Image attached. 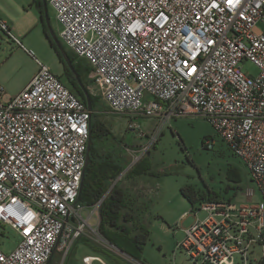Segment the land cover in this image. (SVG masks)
<instances>
[{"label":"built area","instance_id":"obj_1","mask_svg":"<svg viewBox=\"0 0 264 264\" xmlns=\"http://www.w3.org/2000/svg\"><path fill=\"white\" fill-rule=\"evenodd\" d=\"M47 1L63 42L91 68L92 109L40 60L19 93L0 86V224L19 236L11 251L0 247V264H50L89 227L99 234L102 200L87 208L78 198L100 105L154 118L151 137L174 118L206 117L247 165L260 200L201 202L208 215L195 213L177 247L191 264H252L258 246L254 261L264 264V0ZM0 29L22 45L1 18ZM247 60L257 75L244 71Z\"/></svg>","mask_w":264,"mask_h":264},{"label":"rangeland","instance_id":"obj_2","mask_svg":"<svg viewBox=\"0 0 264 264\" xmlns=\"http://www.w3.org/2000/svg\"><path fill=\"white\" fill-rule=\"evenodd\" d=\"M14 1L21 5L22 10H18L20 14L16 19L20 30L14 29L12 33L22 45L0 29V86L10 95L19 93L32 74L38 71L37 60L48 65L62 79L65 77L64 64L52 42L59 49L61 45L67 55L75 56L63 42V27L52 5L48 4L45 28L41 6L35 0H0V3L7 6ZM242 64L244 71L252 75L259 73L258 67L251 61ZM97 111H104L101 120L114 136L104 143L106 149L115 147L117 154L125 159L126 167L128 164H140L132 177L136 182L140 181L136 184L139 188L134 191L137 200L135 210L150 230V238L141 257L145 264H191L187 254L177 246L185 238V230L195 221V213L199 219H204L208 213L201 209V201L193 208L183 189L189 193L194 190L198 195L215 193L218 200L231 201L237 206L260 200L247 165L233 153L206 117L184 115L174 118L161 134L151 137L156 126L152 117L117 115L101 105ZM209 139H213L214 143L211 142L208 147L206 143ZM126 167L121 174L124 178L129 170ZM232 174L238 177V181L231 177ZM95 223L97 219L91 222L92 226ZM82 236L110 248L108 242L94 233L91 227ZM81 237L68 250L60 246L50 264H85L86 255L98 257L92 264H108ZM18 240V234L11 226L0 224V247L4 251L14 249ZM110 250L122 256L127 264H143L117 248ZM261 255V248L256 246L251 257L252 264H256L254 259H261ZM236 262L243 264L239 257H236Z\"/></svg>","mask_w":264,"mask_h":264},{"label":"trees","instance_id":"obj_3","mask_svg":"<svg viewBox=\"0 0 264 264\" xmlns=\"http://www.w3.org/2000/svg\"><path fill=\"white\" fill-rule=\"evenodd\" d=\"M35 3L41 6V13L46 28V13L44 6L42 7L43 2L35 0ZM52 44L64 64L65 77L63 81L66 84L68 83L67 86L85 100L78 81L85 87L89 84L91 68L88 62L85 59H77L74 55H68L75 70V72H72L65 62L61 50L53 42ZM60 47L63 50L61 45ZM100 116L101 113H98L93 108L90 153L78 201L85 207L92 208L102 200L99 208V234L109 244L129 258L145 264L141 261V257L143 248L149 241L150 230L147 223L139 218L135 210L136 205L133 197L126 194L117 184L112 187L113 182L124 171L126 164L125 159L114 150L115 147L113 149H109V147L106 149L107 147L104 146L109 137L113 138L114 136ZM139 166L140 164L134 165L130 169L129 174L133 176L132 174L138 171ZM231 177L238 181V177L235 174H232ZM183 194L191 202L193 208H196L195 205L198 201L203 202L205 200L216 199L209 194L198 195L194 190L189 193L183 189ZM85 242L94 252L100 254L108 264H127L124 258L113 253L110 250L111 248L93 243L90 239H86Z\"/></svg>","mask_w":264,"mask_h":264},{"label":"crops","instance_id":"obj_4","mask_svg":"<svg viewBox=\"0 0 264 264\" xmlns=\"http://www.w3.org/2000/svg\"><path fill=\"white\" fill-rule=\"evenodd\" d=\"M18 10H22L21 9V5L18 4L17 2H15V1L14 2H9V4L7 6H5V4H3V3H0V18L5 20L9 24L11 31H13L14 29L20 30V28L18 26V23L16 21L18 15L20 14V11H18ZM35 73L32 74V76L30 77L29 81L32 79V77L35 75ZM128 165L129 166H127L126 169L128 168L129 170H128L127 174L125 175L126 177L124 178L123 177L124 175H119L118 178L113 182L112 187L117 184L120 188H122L126 192V194L130 195L131 197H133V199H134L133 201H135V205H136L137 200H136V198L134 196V191L139 188L136 184L140 183V181L136 182V179L129 174L130 169L134 165L133 166H131L130 164H128ZM209 195H211L212 197H215L216 199H218V196L215 193H209ZM90 221L93 222L94 218H92ZM81 239H83L85 241L87 238H84L82 236ZM96 255H100V254L96 253ZM87 256H92V255H86V257ZM91 261L93 263L95 260H91Z\"/></svg>","mask_w":264,"mask_h":264},{"label":"water","instance_id":"obj_5","mask_svg":"<svg viewBox=\"0 0 264 264\" xmlns=\"http://www.w3.org/2000/svg\"><path fill=\"white\" fill-rule=\"evenodd\" d=\"M42 2H43V6H44V11H45V13L47 15V12H48V1L47 0H43ZM60 50L62 52V55H63L64 59H65V62L69 66V68L72 70V72H75L74 67H73V64H72L70 58L68 57V55L65 53L64 50L61 49V47H60ZM78 84H79L80 88L82 89L83 94H84V96H85V98L87 100L89 109H92V104H91V101H90V96H89V94H88V92L86 90V87L81 82H79V81H78ZM89 153H90V141L88 143L87 162H88V158H89Z\"/></svg>","mask_w":264,"mask_h":264},{"label":"bare ground","instance_id":"obj_6","mask_svg":"<svg viewBox=\"0 0 264 264\" xmlns=\"http://www.w3.org/2000/svg\"><path fill=\"white\" fill-rule=\"evenodd\" d=\"M92 259H93L92 256H87L86 260L84 261L85 264H92V261H91Z\"/></svg>","mask_w":264,"mask_h":264}]
</instances>
